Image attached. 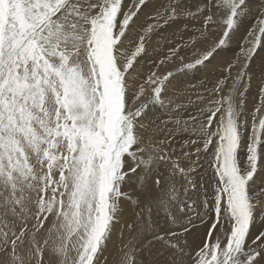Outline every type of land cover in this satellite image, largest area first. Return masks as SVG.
Returning <instances> with one entry per match:
<instances>
[{"label":"snow or ice","instance_id":"obj_1","mask_svg":"<svg viewBox=\"0 0 264 264\" xmlns=\"http://www.w3.org/2000/svg\"><path fill=\"white\" fill-rule=\"evenodd\" d=\"M147 6L0 0V264H264V0ZM237 35L198 115L145 121Z\"/></svg>","mask_w":264,"mask_h":264},{"label":"bare ground","instance_id":"obj_2","mask_svg":"<svg viewBox=\"0 0 264 264\" xmlns=\"http://www.w3.org/2000/svg\"><path fill=\"white\" fill-rule=\"evenodd\" d=\"M161 3V0H148V6L144 8L140 19L143 21L146 19L147 14L153 12L157 6ZM182 27V25H181ZM239 43V35L233 38L232 42L225 46L217 55L211 63L202 64L193 67L191 70L181 71L177 73L178 79H172L171 84L168 86V90L163 93L164 104H154L150 105L147 113L144 117L146 122L155 120L156 122L174 120L176 118H187L193 114L198 113L197 105L188 104L187 97L189 93L193 92L190 85L201 86L202 82L204 86L211 87L214 80L220 76V71L218 65L223 64L225 61L234 58L235 51L237 50ZM167 45H164L166 48ZM163 58V49L159 50L158 53H150L148 57H145V63L142 65L144 68L145 75L151 65L153 59ZM190 56V53H189ZM264 58V53H260L259 56L253 63V68L259 64L260 59ZM191 62V58L189 59ZM169 67H176L175 65H169ZM254 90V89H253ZM195 99V96H192ZM249 106H251V99H249ZM259 184L261 176L258 175L254 177ZM264 227L259 221L255 224L253 231H256ZM202 231V229H201ZM115 240V235L113 236ZM189 241H196L195 236H189ZM109 250L114 251L113 245L109 244Z\"/></svg>","mask_w":264,"mask_h":264}]
</instances>
